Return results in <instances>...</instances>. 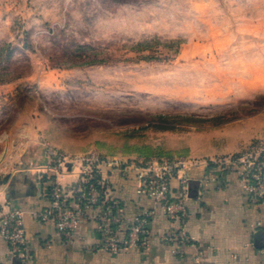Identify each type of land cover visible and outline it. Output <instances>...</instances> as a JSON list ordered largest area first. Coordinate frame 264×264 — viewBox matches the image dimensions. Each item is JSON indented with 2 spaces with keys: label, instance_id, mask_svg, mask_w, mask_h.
Wrapping results in <instances>:
<instances>
[{
  "label": "rangeland",
  "instance_id": "rangeland-1",
  "mask_svg": "<svg viewBox=\"0 0 264 264\" xmlns=\"http://www.w3.org/2000/svg\"><path fill=\"white\" fill-rule=\"evenodd\" d=\"M243 135L264 141V0H0V186L33 141L143 163Z\"/></svg>",
  "mask_w": 264,
  "mask_h": 264
},
{
  "label": "crops",
  "instance_id": "crops-1",
  "mask_svg": "<svg viewBox=\"0 0 264 264\" xmlns=\"http://www.w3.org/2000/svg\"><path fill=\"white\" fill-rule=\"evenodd\" d=\"M252 138L254 135H243L235 144L221 147L208 144L210 139L206 137L205 148L191 146L186 152L183 158L198 160L188 171L186 200L189 210L186 230L194 237L195 245L184 247L180 254L162 242L163 236L177 230L179 225L169 220L149 196L139 192L136 171L105 170L104 177L122 203L127 219L144 210L153 211L146 249L112 254L104 248L103 236L89 221L81 220L68 239L58 233L53 222L35 219L33 213L49 206L44 193L33 190L34 185L40 184L41 176L58 177L63 184L77 179L75 174L57 176L47 149L36 141L23 151L31 155L26 162L29 172L13 176L0 186V208L25 213L29 248L34 255L32 264H264V206L252 204L246 198L243 182L234 167L213 162L241 152L255 140ZM171 187L172 197L180 198L182 190L177 178L172 180ZM34 191L36 195L30 194ZM0 264H18L9 244L2 239Z\"/></svg>",
  "mask_w": 264,
  "mask_h": 264
},
{
  "label": "built area",
  "instance_id": "built-area-1",
  "mask_svg": "<svg viewBox=\"0 0 264 264\" xmlns=\"http://www.w3.org/2000/svg\"><path fill=\"white\" fill-rule=\"evenodd\" d=\"M48 154L57 176L75 174L77 177L69 184H63L58 177L39 178L49 206L33 216L42 222H53L60 235L71 239L79 222L86 220L103 236L104 248L112 254L127 249H146L153 211L144 210L127 219L122 203L114 196L104 177L106 171H136L139 192L149 196L169 220L179 225L174 232L165 234L162 242L171 245L175 254H180L184 247L195 245L194 237L186 230L189 215L186 200L188 171L198 164V160L171 157L135 163L103 159L93 154L70 156L49 147ZM213 162L234 167L243 182L246 198L252 204L264 206V141H254L228 159ZM174 178L180 181V198L172 197ZM0 239L9 244L18 264L33 263L23 211L6 212L0 208Z\"/></svg>",
  "mask_w": 264,
  "mask_h": 264
},
{
  "label": "water",
  "instance_id": "water-1",
  "mask_svg": "<svg viewBox=\"0 0 264 264\" xmlns=\"http://www.w3.org/2000/svg\"><path fill=\"white\" fill-rule=\"evenodd\" d=\"M6 182L7 181L4 180V183H6ZM35 189L38 191V194H41L43 192V186H42V184H39L37 187L34 185L33 186V190H35ZM30 194L36 195L35 191L33 193H30Z\"/></svg>",
  "mask_w": 264,
  "mask_h": 264
},
{
  "label": "trees",
  "instance_id": "trees-1",
  "mask_svg": "<svg viewBox=\"0 0 264 264\" xmlns=\"http://www.w3.org/2000/svg\"><path fill=\"white\" fill-rule=\"evenodd\" d=\"M78 58V57H77ZM93 63H95V61H88V62H86V63H84L83 65H91V64H93Z\"/></svg>",
  "mask_w": 264,
  "mask_h": 264
}]
</instances>
